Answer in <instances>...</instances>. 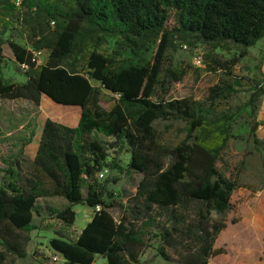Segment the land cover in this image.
<instances>
[{
  "label": "trees",
  "instance_id": "obj_1",
  "mask_svg": "<svg viewBox=\"0 0 264 264\" xmlns=\"http://www.w3.org/2000/svg\"><path fill=\"white\" fill-rule=\"evenodd\" d=\"M13 22L32 50L50 54L38 63L32 50L7 39L25 65L26 80L7 79L0 71V98L39 106L47 95L82 110L77 126L47 118L32 169L19 164L8 169L9 180L0 187V261L7 253L27 257L30 233L38 228L35 216L42 214L39 199L54 196L67 201L62 208L49 207L51 218L64 226L75 223L76 205L94 210L76 237L60 232L50 240L63 264H93L97 256L106 264H138L147 247L145 227L156 229L158 252L168 261L212 264L225 254L218 243L227 223L213 215L225 217L238 187L220 161L234 138L240 107L219 106L236 92L232 67L239 58L207 53V66L223 70L231 81L204 80L200 99L169 98L173 82L188 70L168 62L167 52L177 40L193 39L211 51L239 48L245 56L264 38V0H22L20 5L0 0V35ZM109 38L116 48L104 53L100 48ZM2 45L0 39V55ZM151 48L147 60L144 53ZM126 51L137 61L123 58ZM81 60L86 71L78 69ZM263 85L256 86L252 103L264 94ZM103 88L118 95L110 109L101 104ZM168 120L185 124L178 144L163 141L155 126ZM125 150L128 171L141 175L129 205L114 199L109 180L99 177L105 169L123 170L119 156ZM112 208H120L119 219Z\"/></svg>",
  "mask_w": 264,
  "mask_h": 264
},
{
  "label": "rangeland",
  "instance_id": "obj_2",
  "mask_svg": "<svg viewBox=\"0 0 264 264\" xmlns=\"http://www.w3.org/2000/svg\"><path fill=\"white\" fill-rule=\"evenodd\" d=\"M170 22L173 24L174 18H171ZM23 26L21 22V29ZM18 27L19 24L13 22L11 27L0 35L3 40L0 71L7 79L21 82L26 80L25 68L17 62L7 39L28 47L29 50H32V46L27 45L22 33L20 36L16 30ZM115 48V39L109 38L100 51L112 53ZM153 50L151 48L146 51L144 58L149 60ZM207 53H215L223 60L239 58L232 67L239 82L236 92L228 100H222L219 106L221 109L232 110L240 107L232 126L234 138L220 161L222 170L236 181L238 187L232 195V207L225 217L213 215V219L225 220L227 227L218 243L226 249V253L212 259V264H264V94L259 96L255 103L251 101L256 86L264 82V38L250 46L245 56H240L239 48H217L211 51L207 44L193 39L191 43L177 40V46L167 52V61L174 66L186 68L188 73L181 81L173 82L167 97L195 96L200 99L203 95L204 87L201 88V85L204 80L213 78L216 83L225 78L231 81L229 76L221 72L223 70H211L207 66ZM49 54V49H43L39 63H45ZM123 58L137 61V57L129 51L123 53ZM78 69L86 71L83 60L79 61ZM93 82L99 85V82ZM117 98L118 95L102 89L101 104L105 108L110 109ZM78 116L77 107L56 104L45 95L39 106L24 98H0V187L9 180L8 169L12 166L19 164L25 171L32 169L41 128L47 118L75 124ZM155 126L163 141L167 143L178 144L185 138V124L182 121H157ZM254 126L256 131L253 133ZM29 139L32 141L27 143ZM114 155L112 150L111 156ZM129 159V152H120L119 164L123 170H109L102 178L103 181L109 180L106 182L108 192L113 193L114 199L124 205H129L141 179L139 173L128 171ZM38 203L42 214L35 216L38 228L30 233L27 257L20 258L7 253L6 259L0 261V264H63V259H54L56 253L50 240L59 236L60 232L76 237L94 214L92 208L76 205V221L72 227H67L57 219L51 218L49 213V207H64L67 203L64 198H40ZM111 212L115 218H120V208H112ZM144 230L147 247L138 264H179L176 261H168L159 254L160 241L155 228L145 227ZM93 264H106V259L97 256Z\"/></svg>",
  "mask_w": 264,
  "mask_h": 264
},
{
  "label": "built area",
  "instance_id": "obj_3",
  "mask_svg": "<svg viewBox=\"0 0 264 264\" xmlns=\"http://www.w3.org/2000/svg\"><path fill=\"white\" fill-rule=\"evenodd\" d=\"M21 1L22 0H13V2L16 5H20ZM33 54H34V57H35L36 61L39 63V58L43 54V50H33ZM22 66L25 67V65H22ZM108 171H109L108 169L103 170L102 172L99 173V177L103 178L105 173H107ZM100 208H101L100 206H97L96 210H100ZM54 259L55 260H59V259H63V257L60 254L56 253Z\"/></svg>",
  "mask_w": 264,
  "mask_h": 264
},
{
  "label": "crops",
  "instance_id": "obj_4",
  "mask_svg": "<svg viewBox=\"0 0 264 264\" xmlns=\"http://www.w3.org/2000/svg\"><path fill=\"white\" fill-rule=\"evenodd\" d=\"M44 96V95H43ZM45 96H47V95H45ZM43 98V97H42ZM64 106V105H63ZM65 107H77L78 109H79V116H78V120H77V122L75 123V124H68V125H70V126H77L78 125V123H79V120H80V116H81V110H82V108L81 107H79V106H65ZM64 123V122H63ZM66 124V123H65ZM39 139H40V137H39ZM38 144H39V140H38ZM37 148H38V146H37ZM74 209H75V207H74ZM77 212V211H76ZM91 220V218L88 220V222ZM87 222V223H88Z\"/></svg>",
  "mask_w": 264,
  "mask_h": 264
},
{
  "label": "water",
  "instance_id": "obj_5",
  "mask_svg": "<svg viewBox=\"0 0 264 264\" xmlns=\"http://www.w3.org/2000/svg\"><path fill=\"white\" fill-rule=\"evenodd\" d=\"M48 97V96H47Z\"/></svg>",
  "mask_w": 264,
  "mask_h": 264
}]
</instances>
